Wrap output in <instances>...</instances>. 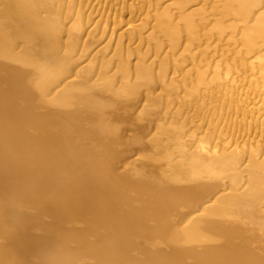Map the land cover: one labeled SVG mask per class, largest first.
I'll list each match as a JSON object with an SVG mask.
<instances>
[{"label": "bare ground", "instance_id": "bare-ground-1", "mask_svg": "<svg viewBox=\"0 0 264 264\" xmlns=\"http://www.w3.org/2000/svg\"><path fill=\"white\" fill-rule=\"evenodd\" d=\"M235 66L264 0H0V264H264Z\"/></svg>", "mask_w": 264, "mask_h": 264}, {"label": "rangeland", "instance_id": "rangeland-1", "mask_svg": "<svg viewBox=\"0 0 264 264\" xmlns=\"http://www.w3.org/2000/svg\"><path fill=\"white\" fill-rule=\"evenodd\" d=\"M222 46L223 50L219 49V53H224L222 58H232L233 52L226 50L229 46L224 43ZM230 49H233L232 45H230ZM250 57L251 55L247 58L249 59ZM254 64V67H256L257 63L254 62ZM228 87H230L228 96L238 100L242 105V110H245L243 113L246 118L245 122L254 120L252 122L253 126L258 125V129H262L264 135V73L257 70L251 71L250 68L242 69L235 66L230 73ZM238 111V108L234 110V112ZM241 116L242 114H239L237 118Z\"/></svg>", "mask_w": 264, "mask_h": 264}]
</instances>
